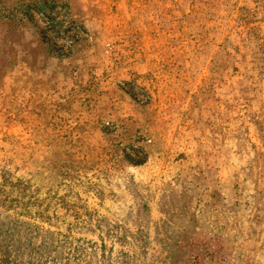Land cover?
Instances as JSON below:
<instances>
[{"label":"rangeland","instance_id":"obj_1","mask_svg":"<svg viewBox=\"0 0 264 264\" xmlns=\"http://www.w3.org/2000/svg\"><path fill=\"white\" fill-rule=\"evenodd\" d=\"M0 264H264V0H0Z\"/></svg>","mask_w":264,"mask_h":264},{"label":"trees","instance_id":"obj_2","mask_svg":"<svg viewBox=\"0 0 264 264\" xmlns=\"http://www.w3.org/2000/svg\"><path fill=\"white\" fill-rule=\"evenodd\" d=\"M135 152H140V153L145 154V149H144L143 147L139 146V147L135 150ZM140 160H141V159H140ZM137 162H141V161H137Z\"/></svg>","mask_w":264,"mask_h":264}]
</instances>
